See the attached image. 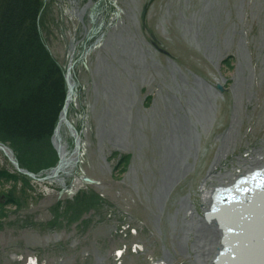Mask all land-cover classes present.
I'll return each instance as SVG.
<instances>
[{
	"label": "rangeland",
	"instance_id": "rangeland-1",
	"mask_svg": "<svg viewBox=\"0 0 264 264\" xmlns=\"http://www.w3.org/2000/svg\"><path fill=\"white\" fill-rule=\"evenodd\" d=\"M40 29L63 70L73 52L78 59L69 119L81 156L58 177L63 184L32 181L20 210L5 207L0 264L28 256L46 264H204L193 250L195 228L182 241L190 219L182 201L206 221L203 187L231 184L253 169L240 162L264 151V0H43ZM199 86L205 99L198 106L212 115L207 125L201 111L190 112ZM63 141L71 154L68 130ZM0 169L15 171L1 150ZM163 181L172 183L164 200ZM11 186L0 184V192ZM80 194L104 202L71 225L47 229L53 209Z\"/></svg>",
	"mask_w": 264,
	"mask_h": 264
},
{
	"label": "trees",
	"instance_id": "trees-1",
	"mask_svg": "<svg viewBox=\"0 0 264 264\" xmlns=\"http://www.w3.org/2000/svg\"><path fill=\"white\" fill-rule=\"evenodd\" d=\"M42 6L43 0H0V143L12 149L21 168L35 175H44L58 163L50 140L67 94L64 70L42 37ZM32 181L0 169V184L12 183L10 190L0 192V230L7 217L5 207L20 210L28 190L34 189ZM103 202L97 195H77L53 209L55 217L46 227H61L63 220L71 225Z\"/></svg>",
	"mask_w": 264,
	"mask_h": 264
},
{
	"label": "bare ground",
	"instance_id": "bare-ground-1",
	"mask_svg": "<svg viewBox=\"0 0 264 264\" xmlns=\"http://www.w3.org/2000/svg\"><path fill=\"white\" fill-rule=\"evenodd\" d=\"M218 52V51H216ZM80 58H83V55L80 56ZM78 59H76V54L73 52L72 55H70L69 63L67 66V69H70V72L74 69V67L77 65ZM75 78L73 75L69 78L70 85L73 86L74 91L70 92V95L68 99L66 100L65 104V111L67 112V118L69 114V110L71 105L74 102L75 99V87L76 83H74ZM75 85V86H74ZM199 88L203 91L202 87L199 86ZM198 90L191 89L190 95L192 96L190 99L192 100V104L195 106L194 111L197 115H199V112L201 111L202 116L198 117V120L202 122V124L207 125L212 120V115L208 113H204L201 108L198 106L199 100H203V94L201 93L200 89ZM205 95V94H204ZM209 103V99H206ZM211 107H213V103L210 101L209 103ZM214 108V107H213ZM212 112V109H211ZM64 114V113H63ZM61 115L59 118V122L55 128L52 140L55 148L59 151L60 154V163L59 168L57 170L56 175L55 172H52L48 175V179H52L55 182L59 184H63L62 179H59L61 173L68 174L71 167L74 168L75 164L78 163L79 158L81 156V137L78 134L76 136V132H74V128L70 126L72 122L70 121V125H67L64 119V115ZM181 121V122H180ZM178 123H184L182 120H180ZM178 126V125H177ZM68 130L69 135L74 139L75 146L71 154H69L66 151V147L64 146L63 141V135ZM196 134V131H195ZM197 136V134H196ZM230 147V143H225L223 149L221 150V153L218 154V157L215 160V163L213 164L212 171L218 166L223 156L226 154L227 150ZM8 153V151L6 150ZM264 156V151L260 152H253V155L249 159H243L242 162H240L243 166H252L253 169L260 168L263 165L261 164V159ZM261 164V165H260ZM252 169V170H253ZM251 171V170H250ZM224 176H231L229 173L225 175L218 174L215 177H211V180H218L219 182H222V178ZM176 178L172 179V181H175ZM176 183V182H175ZM162 187L160 188V199H165L167 196V193L171 191V185L172 183L165 184V181L162 183ZM207 186V185H206ZM204 186L203 187V200L205 202L209 203V206L211 204V197L214 192L209 191L208 188ZM174 187V186H173ZM182 208L187 209L186 214L190 217V219H185V232L184 237L182 238V241L185 242L186 239L189 237L188 233L191 232L192 229L195 228L196 230V242L194 245V251L196 253V259L202 258L204 260V264L207 263L209 255L212 254V252L215 250L213 246H216L218 242L220 243L223 237V231L219 228L218 223L216 221H205L202 218H196L195 213L192 209V206L186 202L184 199L182 201ZM208 211V209L206 210ZM254 221L251 222L249 227L241 233L236 238V245L239 247V257L238 259L232 260L230 264H264V202L261 203V207H257L256 211H254ZM230 215L227 214V220L230 219ZM223 223L226 225V217H223ZM186 243V242H185ZM222 246L219 247L221 249ZM183 247H181L182 249ZM212 248V249H211ZM186 249V247H185ZM183 250V249H182ZM210 251V252H209ZM207 254V255H206ZM167 255V254H166ZM217 255V254H216ZM169 258V257H168ZM168 260V259H165ZM166 261H160L157 264H165ZM213 264V263H211Z\"/></svg>",
	"mask_w": 264,
	"mask_h": 264
},
{
	"label": "water",
	"instance_id": "water-1",
	"mask_svg": "<svg viewBox=\"0 0 264 264\" xmlns=\"http://www.w3.org/2000/svg\"><path fill=\"white\" fill-rule=\"evenodd\" d=\"M70 77H71L70 69H67V70H66V73H65V80H66V85H67V97H66V100L68 99V97H69V95H70V92H73V91H74L73 86H71V85H70V82H69V78H70ZM74 86H75V85H74ZM198 88H199V87H198ZM216 88H217L218 90L223 91V87H222L221 85H219V84L216 85ZM199 89H200V88H199ZM200 91H202V90L200 89ZM66 100H65V104H66ZM65 104H64V106H63V109H62L61 115L64 113L63 115H64L65 122H66L67 125H70L69 120L67 119V112L65 111ZM190 112H194V110H191ZM61 115H60V117H61ZM70 126H71V125H70ZM76 134H77V132H76ZM0 150H1V151H2V152H3V153L9 158L10 162L13 164V166L15 167V169H16L19 173H21V174H23V175H25V176H27V177L33 179V180L36 179V180H39V181H43V180L48 179V177L38 178L35 174L29 172L28 170L20 168V166H19L17 160L14 158L13 151H12L8 146L3 145V144H0ZM6 150L8 151V153L6 152ZM59 163H60V160H59L58 164L56 165V167L53 168V171H52V172H55V173H54L55 175H56L57 170H58V168H59ZM86 181H87V182H92L90 179H86ZM207 216H208V214H207ZM221 226H222V225H221ZM222 227H223V226H222ZM223 230H224V227H223ZM222 242H223V245H224V246H229V245H230V246L232 247V249H234V250L232 251V258H237V257H239V249H238V248L235 249V248L233 247L234 244L229 243V242L227 241V237H226V235H224ZM224 258H226L225 252H223V253H222V252H219V253H218V257H217L216 260H215V263H216V264H219V261H220L221 259H224ZM230 258H231V257H230ZM229 261H231V260H229V258H228V263H229Z\"/></svg>",
	"mask_w": 264,
	"mask_h": 264
},
{
	"label": "built area",
	"instance_id": "built-area-1",
	"mask_svg": "<svg viewBox=\"0 0 264 264\" xmlns=\"http://www.w3.org/2000/svg\"><path fill=\"white\" fill-rule=\"evenodd\" d=\"M27 264H37V261L35 259H29Z\"/></svg>",
	"mask_w": 264,
	"mask_h": 264
},
{
	"label": "flooded vegetation",
	"instance_id": "flooded-vegetation-1",
	"mask_svg": "<svg viewBox=\"0 0 264 264\" xmlns=\"http://www.w3.org/2000/svg\"><path fill=\"white\" fill-rule=\"evenodd\" d=\"M146 14V9L144 8L142 11V16H144Z\"/></svg>",
	"mask_w": 264,
	"mask_h": 264
}]
</instances>
